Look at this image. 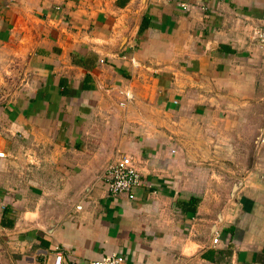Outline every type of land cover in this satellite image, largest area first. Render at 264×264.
<instances>
[{"label":"crops","instance_id":"0c3cea01","mask_svg":"<svg viewBox=\"0 0 264 264\" xmlns=\"http://www.w3.org/2000/svg\"><path fill=\"white\" fill-rule=\"evenodd\" d=\"M263 25L264 0H0V264H264ZM123 156L132 200L102 178Z\"/></svg>","mask_w":264,"mask_h":264},{"label":"built area","instance_id":"2783aa9c","mask_svg":"<svg viewBox=\"0 0 264 264\" xmlns=\"http://www.w3.org/2000/svg\"><path fill=\"white\" fill-rule=\"evenodd\" d=\"M179 6L184 8L183 5ZM251 40L255 41L264 55V25L253 29ZM257 146L264 148V135L258 138ZM2 157L3 154L0 153V158ZM102 178L105 183L106 195L112 199L123 196L127 200H132L134 198V190L141 184L139 172L129 156H123L108 163L103 170ZM212 242H216V237ZM54 250L56 257H54L52 264H59L61 261V256L58 253L59 248L55 247ZM123 261L124 259L121 256L109 255L99 260L91 261L89 264H123Z\"/></svg>","mask_w":264,"mask_h":264},{"label":"trees","instance_id":"16d2710c","mask_svg":"<svg viewBox=\"0 0 264 264\" xmlns=\"http://www.w3.org/2000/svg\"><path fill=\"white\" fill-rule=\"evenodd\" d=\"M190 201H191V202H190V203H191L190 205L195 204V200H190ZM190 211L193 212L192 209H191Z\"/></svg>","mask_w":264,"mask_h":264}]
</instances>
